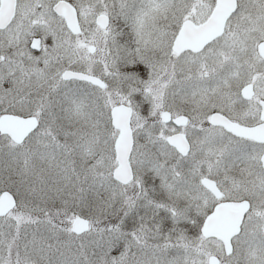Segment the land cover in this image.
<instances>
[{
  "label": "snow or ice",
  "instance_id": "6c2138e0",
  "mask_svg": "<svg viewBox=\"0 0 264 264\" xmlns=\"http://www.w3.org/2000/svg\"><path fill=\"white\" fill-rule=\"evenodd\" d=\"M0 264H264V0H0Z\"/></svg>",
  "mask_w": 264,
  "mask_h": 264
}]
</instances>
